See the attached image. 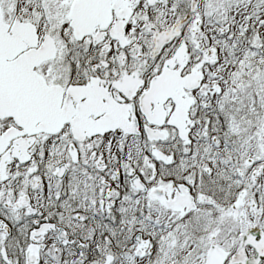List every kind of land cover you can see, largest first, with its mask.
<instances>
[{"label":"snow or ice","instance_id":"obj_1","mask_svg":"<svg viewBox=\"0 0 264 264\" xmlns=\"http://www.w3.org/2000/svg\"><path fill=\"white\" fill-rule=\"evenodd\" d=\"M0 264H264V0H0Z\"/></svg>","mask_w":264,"mask_h":264}]
</instances>
